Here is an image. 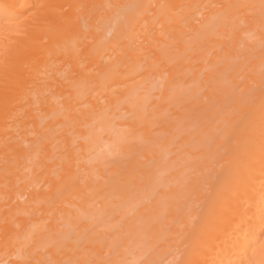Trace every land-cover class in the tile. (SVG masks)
<instances>
[{"label":"bare ground","instance_id":"bare-ground-1","mask_svg":"<svg viewBox=\"0 0 264 264\" xmlns=\"http://www.w3.org/2000/svg\"><path fill=\"white\" fill-rule=\"evenodd\" d=\"M0 264H264V0H0Z\"/></svg>","mask_w":264,"mask_h":264}]
</instances>
